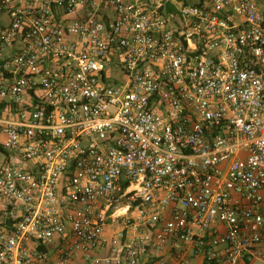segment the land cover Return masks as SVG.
Returning a JSON list of instances; mask_svg holds the SVG:
<instances>
[{
    "label": "built area",
    "instance_id": "1",
    "mask_svg": "<svg viewBox=\"0 0 264 264\" xmlns=\"http://www.w3.org/2000/svg\"><path fill=\"white\" fill-rule=\"evenodd\" d=\"M3 11L0 264H264V0Z\"/></svg>",
    "mask_w": 264,
    "mask_h": 264
},
{
    "label": "rangeland",
    "instance_id": "2",
    "mask_svg": "<svg viewBox=\"0 0 264 264\" xmlns=\"http://www.w3.org/2000/svg\"><path fill=\"white\" fill-rule=\"evenodd\" d=\"M9 23H10V15L8 14V12L7 11L1 12L0 13V26L1 25H9ZM120 74L122 75L123 73H120ZM2 157H3V154L0 153V159ZM78 261H80V260H78Z\"/></svg>",
    "mask_w": 264,
    "mask_h": 264
},
{
    "label": "crops",
    "instance_id": "3",
    "mask_svg": "<svg viewBox=\"0 0 264 264\" xmlns=\"http://www.w3.org/2000/svg\"><path fill=\"white\" fill-rule=\"evenodd\" d=\"M1 26H5V25H1ZM1 203L2 202H0V204ZM78 260H80V261H78ZM50 264H53V263H50ZM72 264H85V263H84L83 259H77V260L73 261ZM242 264H244V263H242ZM250 264H263V263H261V262H253V263H250Z\"/></svg>",
    "mask_w": 264,
    "mask_h": 264
}]
</instances>
